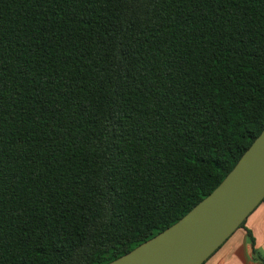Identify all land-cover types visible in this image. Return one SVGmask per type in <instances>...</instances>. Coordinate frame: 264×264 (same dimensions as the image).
<instances>
[{
	"label": "trees",
	"instance_id": "1",
	"mask_svg": "<svg viewBox=\"0 0 264 264\" xmlns=\"http://www.w3.org/2000/svg\"><path fill=\"white\" fill-rule=\"evenodd\" d=\"M263 130L264 0H0V264L124 256Z\"/></svg>",
	"mask_w": 264,
	"mask_h": 264
},
{
	"label": "water",
	"instance_id": "2",
	"mask_svg": "<svg viewBox=\"0 0 264 264\" xmlns=\"http://www.w3.org/2000/svg\"><path fill=\"white\" fill-rule=\"evenodd\" d=\"M264 200V130L223 182L177 223L108 264H204Z\"/></svg>",
	"mask_w": 264,
	"mask_h": 264
},
{
	"label": "crops",
	"instance_id": "3",
	"mask_svg": "<svg viewBox=\"0 0 264 264\" xmlns=\"http://www.w3.org/2000/svg\"><path fill=\"white\" fill-rule=\"evenodd\" d=\"M264 200L204 264H264Z\"/></svg>",
	"mask_w": 264,
	"mask_h": 264
}]
</instances>
